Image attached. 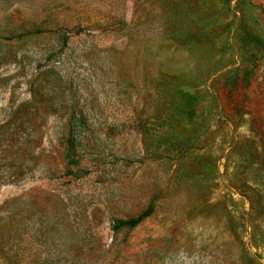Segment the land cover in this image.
Masks as SVG:
<instances>
[{
  "label": "rangeland",
  "instance_id": "rangeland-1",
  "mask_svg": "<svg viewBox=\"0 0 264 264\" xmlns=\"http://www.w3.org/2000/svg\"><path fill=\"white\" fill-rule=\"evenodd\" d=\"M247 34L264 0H0V264H264Z\"/></svg>",
  "mask_w": 264,
  "mask_h": 264
},
{
  "label": "trees",
  "instance_id": "trees-1",
  "mask_svg": "<svg viewBox=\"0 0 264 264\" xmlns=\"http://www.w3.org/2000/svg\"><path fill=\"white\" fill-rule=\"evenodd\" d=\"M245 37H247L248 41L251 44H253L254 46L259 47V48H263L264 47V43H263V41H262V39L260 37L255 36V35H250V34L245 35ZM189 100H190V102H192L193 101V97H189ZM187 112L192 115L193 114V109H189ZM151 212H152V209L148 208V209L142 211L141 213H139L137 216H135L133 218H129V219H126V220H123V221H119L116 224V227L117 226H128V227L134 226V225L138 224L139 222H141Z\"/></svg>",
  "mask_w": 264,
  "mask_h": 264
}]
</instances>
